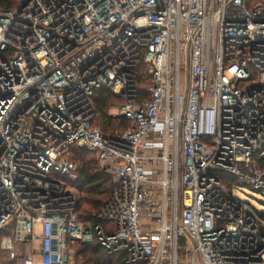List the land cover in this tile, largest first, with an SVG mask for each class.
<instances>
[{
  "label": "built area",
  "instance_id": "2783aa9c",
  "mask_svg": "<svg viewBox=\"0 0 264 264\" xmlns=\"http://www.w3.org/2000/svg\"><path fill=\"white\" fill-rule=\"evenodd\" d=\"M101 88L130 127L95 124ZM73 146L111 184L99 223L77 216ZM262 149L264 0L0 6V264H78L76 242L129 263L264 264V213L234 194L264 195Z\"/></svg>",
  "mask_w": 264,
  "mask_h": 264
},
{
  "label": "trees",
  "instance_id": "16d2710c",
  "mask_svg": "<svg viewBox=\"0 0 264 264\" xmlns=\"http://www.w3.org/2000/svg\"><path fill=\"white\" fill-rule=\"evenodd\" d=\"M21 0H0V6L4 8H14ZM137 89L143 96H147L146 87L150 83V76L147 71V65L142 63L137 67ZM147 81V83H145ZM112 98H123L113 94L106 88L98 89L94 95V102L97 110V119L101 118L100 125L107 133H113L116 130H125L131 126V121L124 116L111 117L108 115L107 109L111 105ZM124 100V99H123ZM117 122L116 129L113 125ZM114 127L113 130L111 127ZM116 129V130H114ZM111 130V131H110ZM264 149L260 151L258 164L264 166ZM68 158L75 162L78 166L77 178L70 181V185L77 191V207L76 213L78 218L83 222H101L97 218V214L108 201L111 194V184L107 174L100 166L96 153L86 150L79 146H73ZM227 181L231 179L227 178ZM106 195V196H105ZM105 196V198H102ZM264 215V214H263ZM80 245L77 250V257L82 264H146L144 262L129 263L124 254H109L103 247L95 243L76 242V246ZM0 251V261L3 258Z\"/></svg>",
  "mask_w": 264,
  "mask_h": 264
},
{
  "label": "rangeland",
  "instance_id": "374dc122",
  "mask_svg": "<svg viewBox=\"0 0 264 264\" xmlns=\"http://www.w3.org/2000/svg\"><path fill=\"white\" fill-rule=\"evenodd\" d=\"M22 1V0H21ZM20 1V2H21ZM145 83H147V81L145 82ZM111 102V105H110V107L107 109V113H109V112H112V111H114V108L115 107H119L120 105H122L123 104V102H124V100H123V98H112L111 100H110ZM97 121H98V123L100 124V125H102V120H101V118H99L98 117V119H97ZM116 129H119L117 126V122H115V125H113ZM111 127V129L113 130V128L114 127ZM116 129H114V130H116ZM111 131V130H110ZM262 155H264V153L262 154ZM239 189V190H238ZM238 189H235L234 190V194L236 195H238V197H240L241 199H243V200H246V201H248L249 203H251L258 211H260L262 214L264 213V195L261 193V192H258V191H255L254 189H252V188H250V187H248V186H241V187H239ZM106 196V195H105ZM105 196H103L102 198H105ZM79 248H80V245H77L76 246V243L75 244H73L72 245V249H73V251L77 254V250H79ZM6 257V256H5ZM4 257V258H5ZM77 263L78 264H82V262H81V260H79L78 259V257H77ZM38 262V261H37Z\"/></svg>",
  "mask_w": 264,
  "mask_h": 264
}]
</instances>
